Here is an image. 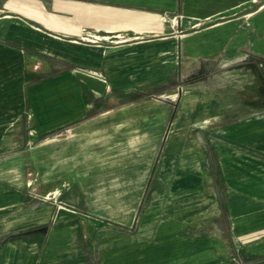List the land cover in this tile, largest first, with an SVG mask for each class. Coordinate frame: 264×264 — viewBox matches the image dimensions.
Instances as JSON below:
<instances>
[{
    "label": "rangeland",
    "instance_id": "374dc122",
    "mask_svg": "<svg viewBox=\"0 0 264 264\" xmlns=\"http://www.w3.org/2000/svg\"><path fill=\"white\" fill-rule=\"evenodd\" d=\"M123 12L105 0H0V194L19 193L27 209L53 202L58 191L57 205L86 211L99 240L125 234L155 245L164 232L197 241L174 264H257L261 251L252 245L264 243V63L245 56L256 45L233 53L225 46L218 64L203 63L202 77L183 37L177 54L171 30L127 28L134 22L113 18ZM248 32L262 44L264 30ZM89 77L109 89L93 95ZM187 149L191 158H183ZM54 158L68 162L50 169ZM147 161V184L127 209L130 225L105 214L91 221L78 192L67 198L78 176ZM181 171L193 177L192 187H174ZM16 227L11 220L2 230ZM21 234L0 237L1 264L31 260ZM84 256L102 264L96 249Z\"/></svg>",
    "mask_w": 264,
    "mask_h": 264
},
{
    "label": "crops",
    "instance_id": "0c3cea01",
    "mask_svg": "<svg viewBox=\"0 0 264 264\" xmlns=\"http://www.w3.org/2000/svg\"><path fill=\"white\" fill-rule=\"evenodd\" d=\"M105 1L111 6L124 7L125 12L113 18L120 17L124 21H133L134 24H124L127 28L171 30L167 39L171 43L175 41L177 54H179V42L183 37L190 45L189 60L201 62L198 76L207 75L202 66L204 62L212 61L218 64L220 53L225 46L230 53H233L244 45H256L253 51L245 56L249 57L248 61L252 65L264 63V41L260 44L261 42L255 40L248 32L249 29L264 30V0ZM126 12L139 13L140 18H143L141 14H145L146 19L142 21L136 16L128 17ZM154 14L158 16L157 19L151 18L155 16ZM161 18L166 20L162 21ZM108 31L110 32L111 29ZM118 37L122 38L120 35ZM106 86L109 89V85ZM88 89L90 90L89 87ZM108 89L104 88L102 91ZM90 92L95 95L91 90ZM128 112L130 111L125 110L124 114ZM65 125H68L67 121L57 124L56 128ZM220 131L223 132L224 129ZM184 157L191 158V151L185 150ZM149 172L150 161L109 169L97 174L94 170L89 172L90 174L78 176L74 183L75 188L65 191L70 195L67 198H73L77 192L81 195L85 210L93 214L91 221L95 222V214H105L122 222L123 225H130L132 220L131 215L128 214L130 207L140 200ZM181 172L190 175L186 171ZM77 188L80 190L77 191ZM57 195L52 198L53 202L47 205L35 203L26 209L21 206L19 193L0 194V214L9 210L13 216V224L17 225L14 229H0V237L2 238L5 233H22V239L19 238L22 245L20 248L25 249L31 257V260L20 264H87L84 253L88 249L92 251L96 249L101 254L102 264H174L176 260L174 256L176 257L177 253L183 248H192L197 243L191 238L164 234L162 230L163 233L156 234L155 245L143 244L142 241H135L125 234L120 238L99 240V235L95 236V226L92 227L86 222V211L71 210L57 205L60 203ZM34 214H40L38 215L40 218L32 220ZM41 214L44 215L42 220H40ZM60 214L65 217L57 220ZM262 245L261 249L258 248V244L252 245L253 252L261 251V255L257 256L262 258L257 264L264 261V243ZM164 253L169 254L168 262H166L168 258L163 257ZM36 258L37 262L34 261Z\"/></svg>",
    "mask_w": 264,
    "mask_h": 264
},
{
    "label": "bare ground",
    "instance_id": "6f19581e",
    "mask_svg": "<svg viewBox=\"0 0 264 264\" xmlns=\"http://www.w3.org/2000/svg\"><path fill=\"white\" fill-rule=\"evenodd\" d=\"M162 19V21L163 20H166V18H161ZM95 38H98V37H95ZM117 39L119 38H121V37H116ZM55 39H57V38H55ZM124 41V40H123ZM90 42H93V40L91 41L90 40ZM122 42V41H121ZM72 44H77L76 42H71ZM171 43V42H170ZM145 48V47H144ZM133 49V48H132ZM150 52V51H149ZM152 52V51H151ZM146 53V52H145ZM133 54V53H132ZM141 54V53H140ZM170 54V53H169ZM166 59V58H165ZM151 61H149V63H150ZM140 66V65H139ZM105 70H107V69H105ZM114 72V71H113ZM95 78V77H94ZM94 78H92V77H89V79H85L84 81L86 82V84H87V86L90 88V90L95 94V95H99L100 94V92L104 89V88H106V89H108V87L105 85V84H103V82L102 83H96L95 82V80H94ZM97 78V77H96ZM102 81H104V80H102ZM187 106H189V100L188 99H186L185 101H184V110H186V108H187ZM187 114V113H186ZM262 117H259V118H255L254 120H258V119H261ZM54 140V139H53ZM136 139H132V140H128L127 141V145L129 144V145H131L134 141H135ZM49 141H51V140H49ZM125 144V143H124ZM128 145V146H129ZM128 149V147L127 146H123V149L122 150H120V152L119 153H123L124 151H126ZM52 161V162H51ZM51 161H49L50 163H49V165L47 166L48 168H50V169H56L57 167H59L60 166V168L61 167H63V165L64 164H66L68 161H67V158H54V159H51ZM44 172H46V170H44ZM193 177L192 176H190V175H187V174H185V173H183V172H180L179 174H178V176H177V178H176V180H175V184H174V187L176 188H178V187H185V186H190V184H188L189 182L190 183H192V179ZM191 187V186H190ZM58 194V191H56V193H55V196ZM197 197V196H196ZM174 198V197H173ZM199 201V200H198ZM201 201V200H200ZM190 202V201H189ZM209 203V202H208ZM181 204H183V203H181ZM196 205V204H195ZM183 206V205H182ZM185 206V205H184ZM203 206H205V205H203ZM174 208V207H173ZM200 209H202V208H200ZM183 214V213H182ZM185 214V213H184ZM10 212H8L7 211V213H4L3 214V212L0 214V229H2V228H5L8 224H9V222L12 220V216L10 215ZM38 215H40V214H34L32 217H31V219L32 220H36L37 218H40V217H38ZM177 216V215H176ZM181 216V215H180ZM187 216V215H186ZM65 217V215H62V214H60L58 217H57V220H62L63 218ZM182 218V217H181ZM55 232V231H54Z\"/></svg>",
    "mask_w": 264,
    "mask_h": 264
}]
</instances>
